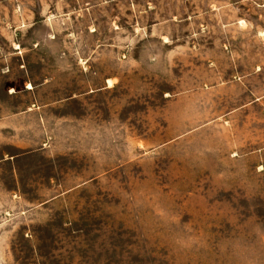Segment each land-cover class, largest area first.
Listing matches in <instances>:
<instances>
[{
  "label": "rangeland",
  "instance_id": "rangeland-1",
  "mask_svg": "<svg viewBox=\"0 0 264 264\" xmlns=\"http://www.w3.org/2000/svg\"><path fill=\"white\" fill-rule=\"evenodd\" d=\"M0 264H264V0H0Z\"/></svg>",
  "mask_w": 264,
  "mask_h": 264
}]
</instances>
